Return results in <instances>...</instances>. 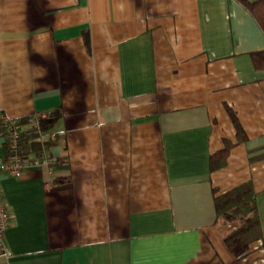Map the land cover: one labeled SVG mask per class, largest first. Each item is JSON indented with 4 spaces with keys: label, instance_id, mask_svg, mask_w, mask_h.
<instances>
[{
    "label": "crops",
    "instance_id": "crops-1",
    "mask_svg": "<svg viewBox=\"0 0 264 264\" xmlns=\"http://www.w3.org/2000/svg\"><path fill=\"white\" fill-rule=\"evenodd\" d=\"M262 49L240 0H0V116L47 114L56 134L51 166L0 175L2 260L264 264ZM249 179L263 236L237 258L215 195Z\"/></svg>",
    "mask_w": 264,
    "mask_h": 264
},
{
    "label": "trees",
    "instance_id": "trees-1",
    "mask_svg": "<svg viewBox=\"0 0 264 264\" xmlns=\"http://www.w3.org/2000/svg\"><path fill=\"white\" fill-rule=\"evenodd\" d=\"M240 1L252 12L264 29V0ZM86 42L89 46L88 36H86ZM251 55L254 67L263 69L264 49L255 50ZM226 108L236 128L238 142L246 141L248 136L237 112L229 104H226ZM29 118L30 115L19 119L24 129L21 137V153L31 157L33 155H39L43 150L40 133L37 131L38 127L42 131H49L53 126L54 117L48 116L42 118L39 124L32 123ZM0 131L5 136V126L3 125L1 117ZM5 145L7 150V141H5ZM233 145L234 143L231 140H226L224 147L211 155L210 165L212 169H217L226 164L227 157ZM256 196L257 192L251 179L234 186L226 192L215 195L216 223L239 222L236 228L224 234V239L229 249L237 258L246 256L252 249L253 244L263 236Z\"/></svg>",
    "mask_w": 264,
    "mask_h": 264
},
{
    "label": "built area",
    "instance_id": "built-area-1",
    "mask_svg": "<svg viewBox=\"0 0 264 264\" xmlns=\"http://www.w3.org/2000/svg\"><path fill=\"white\" fill-rule=\"evenodd\" d=\"M1 120L5 126V138L8 149L6 154L0 160V175L9 174L19 176L30 165H47L51 166L53 160L49 150L51 141L56 138L55 132L42 131L38 127L37 131L40 133V140L43 144V150L39 155L26 156L21 153V137L23 132V125L19 118H12L5 114H1ZM48 117L47 114H32L30 121L39 124L40 119ZM11 212L4 200L0 186V264H8L2 260V257L8 255L3 243L4 230L10 224Z\"/></svg>",
    "mask_w": 264,
    "mask_h": 264
}]
</instances>
